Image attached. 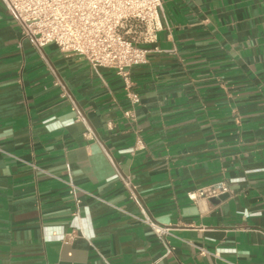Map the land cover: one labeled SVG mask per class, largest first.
Instances as JSON below:
<instances>
[{"label":"crops","instance_id":"crops-1","mask_svg":"<svg viewBox=\"0 0 264 264\" xmlns=\"http://www.w3.org/2000/svg\"><path fill=\"white\" fill-rule=\"evenodd\" d=\"M162 2L125 81L36 50L0 0V264H264V0Z\"/></svg>","mask_w":264,"mask_h":264},{"label":"built area","instance_id":"built-area-1","mask_svg":"<svg viewBox=\"0 0 264 264\" xmlns=\"http://www.w3.org/2000/svg\"><path fill=\"white\" fill-rule=\"evenodd\" d=\"M1 1L23 40L36 50L55 45L63 54L84 58L93 68L115 70L125 81L129 69L147 63L148 46L157 42L158 33L163 29L162 0ZM128 97L133 104L139 103L138 95L128 94ZM125 116L132 119L130 112ZM121 181L130 197L141 206L130 182L124 178ZM66 185L78 206L81 203L76 198L78 188L71 181ZM228 193V186L218 183L189 192L187 197L191 201L214 200ZM140 221L169 250L171 229L144 211ZM206 254L204 249L200 250L201 256Z\"/></svg>","mask_w":264,"mask_h":264},{"label":"water","instance_id":"water-1","mask_svg":"<svg viewBox=\"0 0 264 264\" xmlns=\"http://www.w3.org/2000/svg\"><path fill=\"white\" fill-rule=\"evenodd\" d=\"M228 197V195L227 194H225V195H223V196H221L219 199H214V200H212L214 203H217V202H219L220 200H224V199H226Z\"/></svg>","mask_w":264,"mask_h":264}]
</instances>
